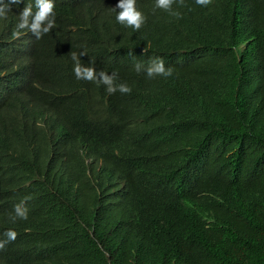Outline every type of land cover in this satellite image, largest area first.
Returning <instances> with one entry per match:
<instances>
[{"label":"trees","instance_id":"trees-1","mask_svg":"<svg viewBox=\"0 0 264 264\" xmlns=\"http://www.w3.org/2000/svg\"><path fill=\"white\" fill-rule=\"evenodd\" d=\"M224 1L179 3L181 18H160L169 34L158 48L113 54L119 69L165 58L181 68L177 84L149 103L116 96L95 107L65 167L25 102L39 76L23 77L0 51V110L27 117L0 156V230L16 233L5 264H264V0L248 12ZM73 28L57 11L42 57Z\"/></svg>","mask_w":264,"mask_h":264},{"label":"clouds","instance_id":"clouds-1","mask_svg":"<svg viewBox=\"0 0 264 264\" xmlns=\"http://www.w3.org/2000/svg\"><path fill=\"white\" fill-rule=\"evenodd\" d=\"M193 1L98 0L70 9L64 0H0V29L7 33L8 43V48L0 51L8 55L14 71L22 70L23 77L39 76L25 102L38 110L39 124L52 134L47 141L50 160L61 167L72 162L75 149L70 146L75 147L84 138L86 127L96 121L95 107L116 96L149 103L161 89L175 88L181 68L173 67L165 58L150 68L136 62L119 69L113 54L137 55L158 48L160 40L169 34L160 18H181L175 13L179 11L176 6ZM252 2L225 0L224 4L248 12ZM196 3L206 7L211 0ZM57 11L59 17L66 16L78 25V29L73 28L76 38L58 42L43 58L40 35L52 29ZM45 20L47 26L41 29ZM26 129V115L13 116L0 110V156L12 153L16 139ZM86 162L90 164L89 157ZM8 191L6 197H11ZM7 207L0 202V215ZM15 207L16 215L26 219L22 206ZM15 236L14 231L0 230V254ZM0 264L5 263L0 259Z\"/></svg>","mask_w":264,"mask_h":264},{"label":"rangeland","instance_id":"rangeland-1","mask_svg":"<svg viewBox=\"0 0 264 264\" xmlns=\"http://www.w3.org/2000/svg\"><path fill=\"white\" fill-rule=\"evenodd\" d=\"M90 40H91V41H93V40H94V38H90ZM56 120H57V121H59V120H60V118H56Z\"/></svg>","mask_w":264,"mask_h":264}]
</instances>
